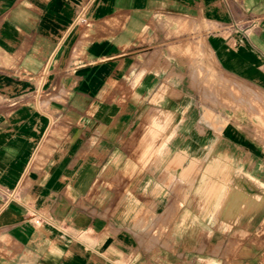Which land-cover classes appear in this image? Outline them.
I'll list each match as a JSON object with an SVG mask.
<instances>
[{"label": "crops", "instance_id": "obj_1", "mask_svg": "<svg viewBox=\"0 0 264 264\" xmlns=\"http://www.w3.org/2000/svg\"><path fill=\"white\" fill-rule=\"evenodd\" d=\"M82 1L0 0V264H156L159 250L162 264H264V139L234 121L191 126V88L167 78L171 52L204 37L233 85L264 90V0ZM66 107L96 109L86 123L105 155L138 109L158 114L144 147L154 155L160 135L162 178L130 181L147 214L162 206L145 232L113 184L93 182V133L53 114Z\"/></svg>", "mask_w": 264, "mask_h": 264}, {"label": "rangeland", "instance_id": "obj_2", "mask_svg": "<svg viewBox=\"0 0 264 264\" xmlns=\"http://www.w3.org/2000/svg\"><path fill=\"white\" fill-rule=\"evenodd\" d=\"M85 1L86 0H83L82 3ZM213 28L216 27L213 26ZM186 40H188V38ZM170 65L171 70L167 76L169 81L172 83L178 81L186 82L191 88L186 92L187 98L192 102L191 106L186 109V115L189 117L191 116V126H195L196 120L200 119L202 122H206L205 125H208L209 128L217 130L224 128L229 121H234L238 126L245 127L264 139V90L259 83H251L238 79L235 80L241 81L243 85L252 87L255 91L233 85L231 81L232 77L226 75L220 69H217L214 57L209 52L204 37H198L195 42L187 41V44L181 53L179 50L172 51L170 54ZM179 65L181 70L184 71L180 75L179 73L175 74V68ZM199 65L203 68L199 70L196 77L191 74V71L195 69L198 70ZM229 88H231L232 91L230 94L228 92ZM253 92L256 93L258 98ZM175 94H178V92H172V95ZM48 96V94H43L40 97V100L44 101ZM242 99L250 100L253 103L254 108L249 110L247 104L240 101ZM42 110L48 114L50 113L49 111H51L48 107H44ZM52 111L53 114H58L60 117H66L69 121H75V128L73 131L76 135H79L78 138H82L84 134L88 138L89 135L93 133L92 140L90 143L88 142L91 145L85 147V149H87L86 156H88V159L94 158L95 160H100L101 163L104 164V167L98 173H95L93 182L99 184L100 182L105 181L113 184L115 186L112 191L113 201L116 202L117 207L118 201L128 203V214L130 216L133 214L134 219L139 221L140 231L143 230L145 232L149 228V224H151V221L154 219L157 212L162 209V206L147 214L146 212L148 211L146 208L149 203L148 199H140L137 200V202L136 198L132 199V196H134L133 192L136 189L131 188L130 181L135 179L141 184L148 175L154 179L162 178L161 166L167 158L162 154L164 145L162 139L158 140L160 135L154 140V155H148L144 147L145 143L148 141L147 139L150 132L154 127V122L157 119L155 117H157L158 114L156 115V112L153 113V110L147 107L138 109L137 115L140 116V122L134 123L133 125H127L122 131L124 134L119 141L118 139L110 141L112 142V149H110L108 154L106 153L107 155H105L104 151L107 149L106 147L110 146V144L106 142L104 143L102 140V130L98 128V124L91 126L86 123L88 117L92 115L96 109L66 107L53 109ZM170 126L172 129L176 127L173 120L171 121ZM62 132L63 130L60 128L59 135H61ZM137 132L140 133L138 140L136 138ZM83 142H85V140H83L82 143ZM118 146L123 149L119 150V154ZM136 153H139V155ZM153 163L159 171H147L148 164ZM123 187L126 188L123 189ZM143 190L139 189V191L142 192ZM130 201L133 203L143 201L144 204L141 206L142 211L135 210L131 212L134 207L130 206ZM155 223L156 227L161 226L162 220L159 222L156 221ZM146 236L147 234L140 236V241L144 242ZM152 241L154 242L155 250L158 251V248H161L162 239L157 235V232ZM159 251V253H155L159 255V258L156 259V264H162L161 260L163 253L161 250ZM130 257L131 255L126 256L128 263H130Z\"/></svg>", "mask_w": 264, "mask_h": 264}, {"label": "built area", "instance_id": "obj_3", "mask_svg": "<svg viewBox=\"0 0 264 264\" xmlns=\"http://www.w3.org/2000/svg\"><path fill=\"white\" fill-rule=\"evenodd\" d=\"M36 222H38V220H36Z\"/></svg>", "mask_w": 264, "mask_h": 264}]
</instances>
